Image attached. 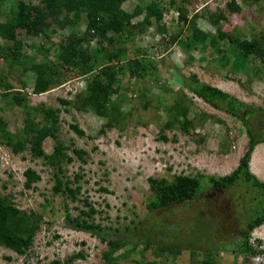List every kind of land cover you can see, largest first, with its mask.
I'll list each match as a JSON object with an SVG mask.
<instances>
[{
    "label": "rangeland",
    "instance_id": "374dc122",
    "mask_svg": "<svg viewBox=\"0 0 264 264\" xmlns=\"http://www.w3.org/2000/svg\"><path fill=\"white\" fill-rule=\"evenodd\" d=\"M151 1L127 0L122 8L132 12L139 6L146 8ZM174 1V6L172 0L161 1L160 6L166 11L160 29L148 28L127 44L128 51L117 64L120 68L127 67L120 77L127 96L123 104L125 117L117 127L102 133L106 119L89 110L78 111L74 106L78 94L86 88L84 77L68 70L65 78H61L62 85L37 94L36 75L30 71L36 63L56 62L65 38L71 34L81 36L87 30L86 23L82 22L77 30L65 29L58 33L49 30L46 35L36 37L17 29L15 35L24 45L17 62L6 55L13 42L6 41L2 25L16 18L21 2L37 5L41 0H0V47L3 49L0 117L6 121L9 135L26 144V148L15 153L0 138V192L22 212L39 215L41 221V229L24 254L0 246V264H52L54 261L62 264H191L207 256L203 248L217 251L233 246L248 219L257 214L261 207L256 199L258 194L246 182L210 192V200H197L166 210L147 209L155 199L149 178L221 179L236 170L241 162L239 158L244 157L249 147L246 116H250V124L259 132L258 139H264V61L253 55L244 59L241 47L250 41L253 33L264 31V21L253 16L256 10L252 7H260V2L244 3V11L234 14L229 8L221 9L217 1ZM180 6L188 12L190 20L196 18L197 26L210 34L216 48L202 51L188 39L189 28L178 22ZM217 15L224 18L216 24ZM221 31L235 42L219 40L217 36ZM175 36L177 39L172 42ZM106 48L113 47L106 45ZM146 48H151L149 53L145 52ZM86 49L94 54L97 45L92 43ZM136 57L146 66V78L130 75L128 64L131 67ZM178 67H181L179 73L176 72ZM187 74L196 75L200 82L219 88L246 104L248 109L241 112L243 120L227 110L211 107L189 92L181 80L187 78ZM18 97L30 108H37L32 118L39 129L52 123L46 119L45 112L57 111L58 139L47 138L41 146L47 155L53 153L56 143L65 146L66 153L74 160L61 163L63 174L56 175L57 169L48 160L33 154L28 137L21 139L25 119H29L25 109L16 104L14 98ZM60 100L71 104L64 105ZM179 100L181 107L190 108L189 120L193 126L187 131L174 121L169 111L179 105ZM71 125H78L85 135L75 134ZM261 145L255 151L253 173L263 180L257 162L260 150H264V144ZM73 150H84L86 155L80 159ZM29 170L39 177L30 188L26 176ZM57 178L65 184L70 181L71 188H82L77 200L54 192ZM103 188L108 192L102 191ZM85 202L97 210L89 222L100 225V231L78 229L73 222L78 218L88 219L82 215V211H89ZM164 239L163 244H171L180 251L188 247L202 251L195 254L182 251L185 254L180 258L176 250L160 249L159 241ZM251 245L256 253L239 255L220 251L212 257V264H264V224L251 234Z\"/></svg>",
    "mask_w": 264,
    "mask_h": 264
},
{
    "label": "trees",
    "instance_id": "16d2710c",
    "mask_svg": "<svg viewBox=\"0 0 264 264\" xmlns=\"http://www.w3.org/2000/svg\"><path fill=\"white\" fill-rule=\"evenodd\" d=\"M127 0H41L37 5L31 2H21L16 9V18L2 25V29L7 34L6 41H12L13 45L8 48L6 53L14 61H19L22 56L23 42H20L15 35L17 29H23L28 36L46 35L49 30L54 33L65 29H76L82 22L86 23L87 30L81 35L71 34L65 38L60 46L58 60L51 63H36L30 71L36 75L35 93L40 94L46 92L50 87L62 85L61 78H65L68 70L76 73L78 77H84L86 80V88L78 94L74 106L78 111H92L96 116L106 119L105 129L117 127L125 117L123 104L127 102L126 90L122 86V72L126 70V66L118 67L120 59L127 53V44L132 42L139 34L146 33L148 28L157 26L160 29V24L163 19L166 9L160 6L162 0H152L146 8L137 7L132 12L125 11L122 6ZM187 1V0H184ZM172 0L171 5H175ZM178 22L183 23L189 28L191 36L188 37L196 47H200L205 51L209 47L216 48L217 45L210 37V34L201 30L196 24V18L190 20L187 16L188 12L182 7H178ZM203 9V8H202ZM230 12L240 13V7L231 4ZM223 15L215 16L214 23H219L223 19ZM133 29V30H131ZM77 30V29H76ZM182 30V29H181ZM218 39L225 41L230 38L225 33L218 32ZM177 36L172 37L176 40ZM96 43L97 51L91 54L87 46ZM193 44V45H194ZM111 45V50L106 48ZM242 47L243 58L248 59L253 55L264 61V31L253 33L251 39ZM151 48H146L145 52L149 53ZM222 53V49L220 50ZM3 54V49L0 47V57ZM102 55L104 57L102 58ZM148 55V54H146ZM129 72L132 78H146L147 69L139 57L133 58ZM181 67L177 68V73L181 71ZM145 71V72H144ZM145 74V75H143ZM186 89L202 99L206 104L217 110H227L235 117H241L243 109H248L247 105L230 97L227 93L210 84L202 83L194 74H187V78H181ZM115 97V98H114ZM23 98H14L17 105L23 107L27 112L29 120L25 119V124L21 130V139L28 137L27 143L32 146L31 151L38 157H43L48 160L50 165L57 169L56 175L63 174L61 163L64 160L72 162L74 158L66 153V148L60 142L56 143L52 154L47 155L41 146V143L52 138L57 140L58 132V116L57 111H47L45 116L52 123L39 129L35 124L34 113L37 108L29 107L24 104ZM64 105H70L67 100H60ZM179 105L169 108L172 113V118L176 123H180L184 131H187L193 122L189 120L190 108ZM167 109V108H166ZM60 111V110H58ZM44 113V112H43ZM182 119V120H181ZM250 116L244 118V123L247 127L249 136V147L241 159V162L236 170L230 175L221 179H208L205 177H190L176 176L173 181L166 178H149L150 191L155 194V199L147 205L149 211L166 210L167 208L188 204L197 200H210L208 194L216 190L231 189L239 183L246 182L253 186L256 190L260 209L256 215L250 217L247 226L242 230V233L235 239V243L230 247H223L220 250L203 248L207 252V256L201 261L195 259L191 264H212V257L216 253L225 252L230 254H248L256 253L251 245V234L253 231L264 224V182L256 178L249 170L252 153L257 145L264 143V139H258L255 128L250 124ZM170 125V124H169ZM75 134L80 137L85 135V132L78 125H71ZM0 138L3 139L8 147L15 153L26 148V144L22 140L13 138L8 133L7 123L4 118L0 117ZM73 154L78 158L83 159L86 152L84 150H73ZM27 187L30 188L35 180L39 177L37 174L29 170L26 172ZM79 176H77V179ZM0 177V190H1ZM54 192L56 194L66 195L73 200H77L78 194L81 193V187L71 188L70 181L65 184L60 178L56 179ZM66 187V188H64ZM64 188V189H63ZM102 191L108 192L103 188ZM89 211H82V215L88 219L73 220L78 229L85 231H100V225H94L89 222V219L98 213L95 207L89 205ZM255 210V209H254ZM200 213V212H198ZM203 212H201L202 214ZM197 215V214H196ZM40 216L35 213L22 212L15 205L11 204L0 192V246L4 245L13 251L24 254L33 244V240L37 232L41 229ZM106 240V237L102 238ZM162 250L170 249L181 253L182 251H190L195 254L196 247H188L187 249L179 250L173 245H166L165 239L159 241ZM155 246H158L157 244ZM158 246V247H159ZM194 248V249H193ZM180 251V252H179ZM262 253V252H260ZM75 258V257H74ZM74 258H71L70 261ZM107 258L111 261V256ZM112 263V262H111ZM52 264H62L59 261H54ZM159 264V263H150Z\"/></svg>",
    "mask_w": 264,
    "mask_h": 264
},
{
    "label": "built area",
    "instance_id": "2783aa9c",
    "mask_svg": "<svg viewBox=\"0 0 264 264\" xmlns=\"http://www.w3.org/2000/svg\"><path fill=\"white\" fill-rule=\"evenodd\" d=\"M214 1H217L218 6L220 5L221 9H225V8L228 9L231 4L235 3V5L240 7V9H241L240 12H241L242 10L244 11V8H245L244 3L248 4L250 2H254L255 0H210V2H214ZM258 1L261 4L260 7H257L256 5H254V3H251L254 5L252 8L253 9L255 8V10H256L253 13V16L255 18H259V20H261V21H264V0H258ZM246 7H247V5H246ZM237 14H239V13H237Z\"/></svg>",
    "mask_w": 264,
    "mask_h": 264
},
{
    "label": "crops",
    "instance_id": "0c3cea01",
    "mask_svg": "<svg viewBox=\"0 0 264 264\" xmlns=\"http://www.w3.org/2000/svg\"><path fill=\"white\" fill-rule=\"evenodd\" d=\"M220 87V86H219ZM262 144H264V143H262ZM257 147H262V145L261 144H259V145H257L256 146V148H255V150H254V152L252 153V157H251V161H250V163H249V170H250V172L256 177V178H258L254 173H253V168H254V165H255V151H256V149H257ZM242 157V156H241ZM241 157L239 158V160H241ZM261 158V159H260ZM258 161L257 162H259L260 163V166H259V171H261V173H263V177H262V179L263 180H260L259 178V180L260 181H263L264 182V150L262 149V150H260V152H259V156H258ZM239 165V164H238ZM238 165H237V167H238ZM184 254L185 253H180L179 254V256L178 257H183L184 256ZM181 255V256H180ZM237 264H239V263H237Z\"/></svg>",
    "mask_w": 264,
    "mask_h": 264
},
{
    "label": "bare ground",
    "instance_id": "6f19581e",
    "mask_svg": "<svg viewBox=\"0 0 264 264\" xmlns=\"http://www.w3.org/2000/svg\"><path fill=\"white\" fill-rule=\"evenodd\" d=\"M203 8V7H202Z\"/></svg>",
    "mask_w": 264,
    "mask_h": 264
}]
</instances>
